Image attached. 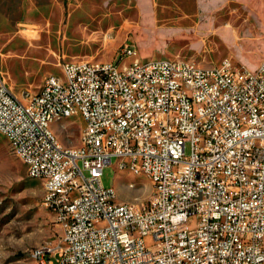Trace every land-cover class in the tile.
<instances>
[{
  "label": "built area",
  "instance_id": "built-area-1",
  "mask_svg": "<svg viewBox=\"0 0 264 264\" xmlns=\"http://www.w3.org/2000/svg\"><path fill=\"white\" fill-rule=\"evenodd\" d=\"M119 63L63 62L19 100L0 81V130L61 230L35 264H264V56L202 67L149 59L124 45ZM132 57L127 64L126 58ZM80 117L79 144L48 133ZM156 183L146 205L118 202L101 182L111 158ZM86 172V175L85 173ZM154 241L147 247L144 238Z\"/></svg>",
  "mask_w": 264,
  "mask_h": 264
},
{
  "label": "rangeland",
  "instance_id": "rangeland-1",
  "mask_svg": "<svg viewBox=\"0 0 264 264\" xmlns=\"http://www.w3.org/2000/svg\"><path fill=\"white\" fill-rule=\"evenodd\" d=\"M124 45L142 61H192L202 67L229 58L255 69L264 56V0H0V81L23 100L63 62L119 63ZM130 64L132 57L126 58ZM80 117L52 122L66 147L79 144ZM86 175V172H84ZM101 182L118 202L146 205L149 179L111 158ZM47 179L31 178L0 133V264H35L32 248L55 247L61 230L43 203ZM152 247V237L144 238Z\"/></svg>",
  "mask_w": 264,
  "mask_h": 264
},
{
  "label": "bare ground",
  "instance_id": "bare-ground-1",
  "mask_svg": "<svg viewBox=\"0 0 264 264\" xmlns=\"http://www.w3.org/2000/svg\"><path fill=\"white\" fill-rule=\"evenodd\" d=\"M169 63H177V60H171L169 59ZM48 77L51 79V80H57V86H64V75L62 73V76L61 77H56V76H52V75H48ZM65 118H69V116H62V119H65ZM61 120V115H54L52 117V119H49V125L52 123V122H55V121H59ZM49 125H48V133H51V134H54L50 129H49ZM0 133L2 134V131L0 130ZM3 135V134H2ZM6 137V136H5ZM6 139L8 140L9 144H10V138L9 137H6ZM11 146V145H10ZM12 150L14 151V153L19 157V154L15 151V146H11ZM65 148H75V147H66ZM20 158V157H19ZM137 175H144L146 176L148 179V172L147 171H138L136 172ZM150 183H151V187H152V193H151V196L154 195V191L156 190V183H153V181L151 179H149ZM109 190H113L112 188H109ZM48 191L49 189L47 190V193H46V196H48ZM151 196L149 198V200L151 199ZM48 247H51L48 245Z\"/></svg>",
  "mask_w": 264,
  "mask_h": 264
}]
</instances>
